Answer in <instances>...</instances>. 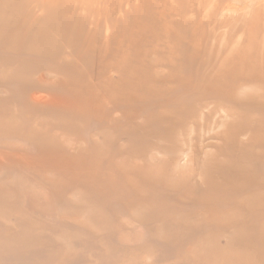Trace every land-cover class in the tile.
Returning <instances> with one entry per match:
<instances>
[{
  "label": "rangeland",
  "instance_id": "rangeland-1",
  "mask_svg": "<svg viewBox=\"0 0 264 264\" xmlns=\"http://www.w3.org/2000/svg\"><path fill=\"white\" fill-rule=\"evenodd\" d=\"M261 2L2 1L0 264H264V210L201 195L264 168Z\"/></svg>",
  "mask_w": 264,
  "mask_h": 264
},
{
  "label": "bare ground",
  "instance_id": "bare-ground-1",
  "mask_svg": "<svg viewBox=\"0 0 264 264\" xmlns=\"http://www.w3.org/2000/svg\"><path fill=\"white\" fill-rule=\"evenodd\" d=\"M2 1H5L6 2V4L7 3H9L10 1H13V0H0V5H1V3H2ZM85 2V1H84ZM235 2V1H234ZM197 3H199V1L197 2ZM226 3V2H225ZM262 3V2H261ZM203 4V8H202V11L204 10V8H205V6H207V2H205V3H202ZM206 4V5H205ZM234 4V3H233ZM235 5V4H234ZM262 6H264V3H262L261 4ZM120 6V5H119ZM192 6V5H191ZM196 6H197V4H196ZM199 6H201V4L199 3ZM238 6V5H237ZM192 7H194V5L192 6ZM211 7V6H210ZM207 8V7H206ZM205 8V9H206ZM199 9V8H198ZM209 9V8H208ZM264 9V8H263ZM3 10V12H5L7 15H8V17H10L11 15H10V13H7V11H8V9L7 8H4V9H0V11H2ZM197 11H199V10H197ZM205 11V10H204ZM208 11V10H207ZM3 12H2V14H3ZM199 13V12H198ZM202 13V12H201ZM200 13V14H201ZM195 14V13H194ZM206 14V13H205ZM204 14V16H206ZM211 15V14H210ZM227 15V14H226ZM240 15V14H239ZM236 17V16H235ZM165 18V17H164ZM194 18H195V16H194ZM192 19V18H191ZM206 19H209V17L208 18H206ZM193 20V19H192ZM200 20H201V18H200ZM195 20H193L192 22H194ZM202 21V20H201ZM232 21V20H231ZM239 21H240V19H239ZM238 21V22H239ZM197 22H199V20L197 21ZM197 24V23H196ZM198 24H200V23H198ZM228 25V24H227ZM232 25V24H231ZM229 26H230V24H229ZM15 27V26H14ZM33 27V26H32ZM194 27H196V25L194 26ZM194 27H193V29H194ZM199 28L198 29H200V26H198ZM12 28V27H11ZM14 29V28H13ZM13 29H11V30H13ZM167 29V28H166ZM54 35H57V40L59 41L60 40V43H65V42H67L68 40H67V37H66V35H67V33H69L70 32V28H69V26H68V24H63L61 27L60 26H55L54 27ZM167 31V30H166ZM225 35H227V34H225ZM16 36H17V34H16ZM193 37H195L194 35H193ZM227 38V37H226ZM193 39V38H192ZM219 42V41H218ZM222 42H225V41H222ZM195 44V43H194ZM197 44V43H196ZM212 44L213 43H211L210 44V48H211V50L213 49L212 48ZM226 42L224 43V44H219L218 43V45H219V47H221V45H224V47L226 48ZM231 44V43H230ZM247 44H249V43H247ZM262 44V43H261ZM250 45V44H249ZM248 45V46H249ZM252 45V44H251ZM263 45V44H262ZM261 45V46H262ZM195 46H199V48L201 47V45L199 44V45H195ZM233 46V45H232ZM247 46V45H246ZM95 47H96V45H95ZM218 47V46H217ZM218 47V48H219ZM230 47V46H229ZM228 47V48H229ZM233 48V47H232ZM237 48H238V46H237ZM261 48V47H260ZM263 48V47H262ZM249 49V48H248ZM247 49V50H248ZM197 50H198V48H197ZM238 50V49H237ZM217 51V50H216ZM219 51V50H218ZM217 51V52H218ZM228 51V53H229V50H226V52ZM240 51V50H239ZM199 52H200V49H199ZM198 52V53H199ZM209 52H210V50H209ZM231 52V51H230ZM233 52H234V49H233ZM264 51H262V53H263ZM197 53V52H196ZM220 53V52H219ZM232 53V52H231ZM231 53H229V57L228 58H230L231 57ZM210 54V53H209ZM212 54V53H211ZM217 54V53H216ZM237 54V56H238V54H240V52L239 53H236ZM243 54H245V53H243ZM213 55V54H212ZM218 55V54H217ZM233 55H234V53H233ZM248 54H246V55H244V57H246ZM252 55V54H251ZM251 55H248V56H251ZM263 55H264V53H263ZM65 56V55H64ZM63 56V57H64ZM240 56H241V54H240ZM240 56H238V57H240ZM248 56H247V58H243L242 56L239 58L240 60L243 58V59H248L249 60V58H248ZM224 57V56H223ZM223 57H222V59H223ZM259 57H260V54H259ZM225 58H227V57H224V59ZM227 58V59H228ZM232 58H233V56H232ZM261 58H263L262 59V61L260 60V64H261V66L262 67H264V57H262V55H261ZM204 59V58H203ZM222 60V61H225L226 60V63L225 64H227V59H225V60ZM234 59V58H233ZM251 59H252V57H251ZM232 60V59H231ZM237 60H238V58H237ZM257 60V59H256ZM156 61V60H155ZM170 61V60H169ZM222 61H220V62H222ZM234 63H236V59H235V61L234 60H232ZM242 62L244 61V60H241ZM252 61H254L253 59H252ZM233 62L231 63V61H230V63L231 64H233ZM204 63V62H203ZM228 64L227 65V68L229 67V66H231V64ZM246 63H248V62H245L244 64H246ZM243 63H242V65H244ZM248 64H250V62L248 63ZM248 64H246V65H248ZM220 65V64H219ZM218 65V66H219ZM224 64H222V66H223ZM246 65L244 66V67H246ZM224 66H226V65H224ZM233 66V65H232ZM236 66V65H235ZM223 68V67H222ZM226 68V69H227ZM233 68V67H232ZM231 68V69H232ZM247 68H248V66H247ZM224 69H225V67H224ZM230 69V68H229ZM239 69H241L242 71H243V69L244 68H240L239 67ZM161 70V69H160ZM228 70V69H227ZM240 70V71H241ZM245 70V69H244ZM5 71H8V70H5ZM219 71H220V69H219ZM237 71V70H236ZM247 72L249 71V70H246ZM245 71V72H246ZM258 71H260V70H258ZM4 72V71H3ZM161 72H163V71H161ZM223 72V71H222ZM230 72V71H229ZM229 72L227 71V73L229 74ZM260 72H262V71H260ZM260 72H258V73H260ZM264 72V71H263ZM262 72V73H263ZM232 73H233V71H232ZM236 73V72H235ZM238 73H240L239 72V70H238ZM243 73V72H242ZM251 73V72H250ZM261 73V74H262ZM159 74V73H158ZM214 74H215V72H214ZM219 74V73H218ZM217 74V75H218ZM245 75H246V73H244ZM249 74V73H248ZM247 74V75H248ZM264 74V73H263ZM262 74V75H263ZM3 75V74H2ZM220 75H221V73H220ZM222 75H224V72L222 73ZM221 75V76H222ZM241 75V74H240ZM252 75H253V73H252ZM251 75V76H252ZM41 76H42V74H41ZM110 76V75H109ZM173 76H175V75H173ZM211 76V75H210ZM215 76V75H214ZM219 76V75H218ZM231 76V75H230ZM258 76H260V75H258ZM258 76L257 77H255V76H252V78L254 77V78H258ZM157 77V76H156ZM209 77V76H208ZM212 77V76H211ZM240 77H242V76H240ZM158 78V77H157ZM170 78H172V77H170ZM210 78V77H209ZM214 79L215 78H217V76H215V77H213ZM232 78V77H231ZM38 79V78H37ZM222 79V78H221ZM255 79V80H256ZM90 80V79H89ZM257 80H259V78L257 79ZM39 81V80H38ZM91 81V80H90ZM221 81V80H220ZM226 83V82H225ZM257 85V84H256ZM227 86V85H226ZM209 87V86H208ZM2 89V88H1ZM249 89V88H248ZM3 90V89H2ZM231 90H233L232 88H231ZM6 92V91H5ZM38 93V92H37ZM98 94V93H97ZM34 95V94H33ZM45 95V94H44ZM217 96V98H219V93L218 92H215V91H207V92H204V91H202L201 93H199L198 94V97L196 98V100H198V99H200V98H202V97H207V96ZM215 96V97H216ZM228 96H230V93H229V95ZM238 96L239 95H237V99H238ZM239 97H241V96H239ZM245 96H243V98H244ZM242 98V99H243ZM35 99H37V98H35ZM219 99H221V98H219ZM239 99H241V98H239ZM246 99V100H245ZM244 100L245 101H247V97L245 98ZM264 99V98H263ZM262 99V100H263ZM47 100H48V98H47ZM32 101V100H31ZM45 101V100H44ZM248 101L250 102V101H252V99L250 100V99H248ZM247 101V102H248ZM264 101V100H263ZM51 103H53V101L51 102ZM251 103V102H250ZM263 103V102H262ZM261 103V104H262ZM260 104V103H259ZM259 104H258V106H259ZM202 106V105H201ZM240 106V105H239ZM199 109V108H198ZM203 110V109H202ZM201 110V111H202ZM184 113V112H183ZM201 113V112H200ZM248 115H250V114H248ZM252 115H253V113H252ZM259 115V114H258ZM179 117H181V115H178ZM202 116V115H201ZM246 116V115H245ZM254 116V115H253ZM11 117V116H10ZM183 118H185V116H182ZM250 117V116H249ZM255 117V116H254ZM253 117V118H254ZM256 117H257V115H256ZM261 117V116H260ZM260 117H258V118H260ZM9 118V117H8ZM36 118V117H35ZM245 118V117H244ZM248 117H246L245 119H247ZM10 119V118H9ZM249 119V118H248ZM251 119V118H250ZM249 119V120H250ZM261 119V118H260ZM193 120V118L192 117H190V118H187L186 120H185V123H187V122H190V121H192ZM252 120V119H251ZM257 120V119H256ZM9 121V120H8ZM36 122V121H35ZM52 122V121H51ZM243 122V121H242ZM246 122H248V121H246ZM252 122V121H251ZM256 121H254V123H255ZM261 122V121H260ZM260 122H256V123H260ZM43 123V122H42ZM243 125L245 124V122H243L242 123ZM250 124V123H249ZM241 125V128H249L248 127V125ZM250 126H251V124H250ZM254 126H255V124H254ZM172 129H174V128H172ZM175 130V129H174ZM173 132H175V134H176V132L178 133V131H177V129H176V131H173ZM264 132V131H263ZM232 133V132H231ZM54 134V133H53ZM66 134V133H65ZM226 135L227 134H229V135H227L226 137H229L230 136V138L229 139H231V137H232V135H230V133L229 132H227V133H225ZM177 135V134H176ZM68 136V135H67ZM225 136V135H224ZM70 137V136H69ZM171 137H173V136H171ZM228 139V138H227ZM226 138H225V140H227ZM233 139V138H232ZM261 141V138H260V135H255L254 137H253V139H252V142L251 143H254L255 145H256V147L259 149V151L261 152V151H264V142L262 141V143L260 144L259 143V141ZM229 142H230V140H229ZM227 143V142H226ZM228 144V143H227ZM226 144V145H227ZM249 144V143H248ZM230 145V144H229ZM245 147H247L246 145H245ZM233 148V147H232ZM238 148V147H237ZM239 149V148H238ZM258 149L256 150V151H258ZM250 150V149H249ZM151 154V153H150ZM183 154V153H182ZM253 154V153H252ZM257 155L259 154V152L258 153H256ZM8 155V154H7ZM12 155V154H11ZM196 155V154H195ZM151 156V155H150ZM254 156V155H253ZM162 157V156H161ZM23 158V157H22ZM155 158V157H154ZM251 158H252V156H251ZM256 158V157H255ZM19 160V159H18ZM24 159H22L21 161H23ZM151 160V159H150ZM155 160V159H154ZM246 160V159H245ZM159 161V160H158ZM257 161H262V164L264 163V153H262L260 156H259V158L257 159ZM256 161V162H257ZM27 162V161H26ZM145 162V161H144ZM250 164H252L251 162H250ZM209 167V166H208ZM256 167H258V165H256L255 166V168ZM209 169V168H208ZM210 169H211V167H210ZM212 170V169H211ZM209 174V173H208ZM242 175L240 176H237V177H230L229 176V174H223V176L222 177H224L223 179H224V181L222 182V183H219V181H215L214 182V184L213 183H211L210 181L209 182H206L207 183V185H204L203 186V188L201 189V192H202V199H204V201L202 202L203 204L202 205H204V202H206V204L208 203V202H213V204L214 205H212V204H208V205H206V206H203V207H208L209 205H211V210H209V215H208V220L211 218V217H213L214 215H215V211L217 210V209H215V205H217V207L218 208H220L221 206H223L224 207V205L223 204H221L222 203V201L224 200V199H226L225 198V195H224V193L226 192L225 190H228V188L226 187V186H229V195L231 196V198H229L228 200L230 201V202H237L236 201V198L237 199H240L239 197H241V199H240V202L241 203H238L239 205H241V204H243V205H245V206H247V207H250V206H252L253 205V207L254 206H257V207H261L262 208V210H264V168H259L258 169V175H255V176H253V177H246L243 173H241ZM246 174V173H245ZM263 174V175H262ZM203 175V174H202ZM214 175V174H213ZM254 175V174H253ZM207 175L206 174H204V177H206ZM215 176V175H214ZM9 177H10V175H9ZM201 177V176H200ZM228 178H229V180H228ZM185 179V178H184ZM183 178H182V180L181 181H183L184 180ZM180 181V180H179ZM180 181V182H181ZM188 181V180H187ZM186 183V182H185ZM181 184V183H180ZM224 191V192H223ZM199 193H200V191H199ZM244 196V197H243ZM210 198H211V201H210ZM93 217H95V216H93ZM215 217V216H214ZM219 217L216 215V217H215V219L214 220H217ZM95 220H96V218L94 219L93 218V222H95ZM170 219H167V222L169 221ZM174 222L175 221H172V222H169V223H171V224H174ZM95 224H96V222H95ZM179 229H181V228H179ZM31 231V230H30ZM32 232V231H31ZM34 232V231H33ZM10 241V240H9ZM69 248V247H68ZM67 248V249H68Z\"/></svg>",
  "mask_w": 264,
  "mask_h": 264
}]
</instances>
